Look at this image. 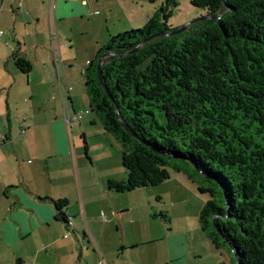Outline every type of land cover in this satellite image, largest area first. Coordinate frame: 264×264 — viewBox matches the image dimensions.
Returning <instances> with one entry per match:
<instances>
[{
	"label": "trees",
	"instance_id": "1",
	"mask_svg": "<svg viewBox=\"0 0 264 264\" xmlns=\"http://www.w3.org/2000/svg\"><path fill=\"white\" fill-rule=\"evenodd\" d=\"M190 3L206 17L164 35L176 30L168 19L178 0H163L84 71L89 109L120 144L126 172L107 187L122 193L162 183L168 168L182 172L208 197L198 224L223 264H264V0ZM10 57L30 72L18 46ZM52 201L67 222V200Z\"/></svg>",
	"mask_w": 264,
	"mask_h": 264
},
{
	"label": "crops",
	"instance_id": "2",
	"mask_svg": "<svg viewBox=\"0 0 264 264\" xmlns=\"http://www.w3.org/2000/svg\"><path fill=\"white\" fill-rule=\"evenodd\" d=\"M13 4L15 16L9 35L13 44L2 41L9 46L7 55L0 49V65L4 68L0 66V92L7 95L8 120L0 139L1 147L11 145L4 155L8 164L0 169V192L5 203L1 241L8 248L22 243V264L27 256L31 264H113L110 260L114 255L156 241L144 229L137 233L131 226L133 220L146 217L148 194L143 192L140 199L134 196L131 203L123 204L120 195L124 193L109 190L107 181L122 180L126 173L108 152L100 154L105 160L99 163L91 140L97 136L99 144L105 142L107 138L102 135L108 133L102 127L92 133L83 112L79 120L67 123L65 119L68 112L71 117L79 112L72 85H79L77 73L84 75L106 38L105 31L91 36L82 53L75 41L76 54L65 47L75 40L70 19L85 12L106 14L116 4L114 0H15ZM65 23H69L68 28ZM16 46L31 64L26 86L6 80L12 73L10 53ZM13 76L16 82L17 74L13 72ZM13 93L23 102L30 98L29 105L11 107ZM80 139L86 159L78 146ZM59 198L67 200V222L58 216L52 201ZM167 254L159 264H183L187 257L179 248Z\"/></svg>",
	"mask_w": 264,
	"mask_h": 264
},
{
	"label": "rangeland",
	"instance_id": "3",
	"mask_svg": "<svg viewBox=\"0 0 264 264\" xmlns=\"http://www.w3.org/2000/svg\"><path fill=\"white\" fill-rule=\"evenodd\" d=\"M14 1L15 0H0V8L2 6V12L0 13V30L6 34L0 38V49H4L3 55L9 53V51H7L9 46L5 45L3 42L10 41L11 44H13L9 35L13 31V18L15 14L12 8L14 7ZM116 1L117 0H114L116 4L114 6L115 8L106 14L103 12L99 15H89L85 12L84 14H77L74 18L70 19V25H72L75 33V40H70V46L68 45L65 49L70 48L71 53L73 51L72 55L76 54L74 50L75 41L78 49L81 50L80 53H82L90 42L91 36L97 35L100 31H105L106 38L101 44L105 46L110 37L114 35L142 28L148 16L150 17L153 15L163 2V0H118L117 3ZM203 16H205L203 10L192 6L190 0H178L177 7L174 9L172 16L168 19V25L175 29H179L190 22L201 20ZM39 24H42V22H39ZM46 26L48 25L45 23V27ZM68 26L69 23L64 24L65 28H68ZM27 29L30 31L29 27H27ZM6 43L8 44V42ZM65 44H68L67 40ZM0 66L4 70L3 65ZM9 68L12 73L6 76V80L9 81V83H14L16 86H26L28 82L27 74L17 69L13 61L9 63ZM13 72L17 74L16 82H14ZM77 74L80 81L79 85H72V87L76 89L75 92L72 91V93L76 95L75 106L78 111L83 112V116L86 118L89 125L88 129H90L92 133H96V130L101 127L103 128V126L97 120L96 114L89 109L85 90V76L79 71ZM33 80L34 79L31 81V85H34L32 84ZM6 96L5 91L0 92V131H4L5 126H8ZM9 100L11 102V107L14 108L26 107L31 101L30 98H28L27 102H23V100H20L19 96L14 93ZM85 109L89 111H86V113L84 112ZM94 120L96 123L92 124L91 122ZM102 137L107 139L100 144L98 143L99 138H97V136L91 139L93 145H96L94 147L96 149L95 152L99 154V163L105 160L100 154L108 152V155H112L111 158L113 161L116 160L118 167H121L125 172L121 163L120 144L112 135L105 134L102 135ZM2 144L3 140L1 138L0 169L7 166L8 161L4 160V155L6 153L5 151L11 148V145L6 148H4L5 146L1 147ZM78 146L81 148L82 156L86 159L83 139H80ZM168 169L169 178L162 183L155 186L126 191L123 192L124 194L120 195L123 198L122 203L126 204L128 202L131 203L134 196L140 199L139 197L143 192H145V195L148 194L145 200L149 201V206L144 208L146 217L144 218L141 216V218L133 220L131 226L137 233L144 229L146 233L148 232L155 237L156 241L145 243L134 251H126L124 255L121 254L118 256L116 254L111 258L110 262L113 264H159L164 255L170 253L173 249L179 248L187 255L186 259L183 260V264L226 263V254H220L213 249L210 241L206 238L198 224L199 212L205 205L208 197L205 194L199 193L196 186L192 184L182 172H176L172 168ZM125 178L126 174L124 176V179ZM150 203L152 205H150ZM4 205V199L0 192V227L2 218L4 217ZM141 208L138 209L140 213H142ZM160 212H165L169 216V222L161 219L158 215ZM20 247H22V243L12 248L6 247L5 242L1 241L0 235V264H22V262H20L22 259ZM25 251L28 255L29 251L27 246ZM167 255L169 257V254ZM28 259H30L28 256L24 258L25 264H31Z\"/></svg>",
	"mask_w": 264,
	"mask_h": 264
},
{
	"label": "water",
	"instance_id": "4",
	"mask_svg": "<svg viewBox=\"0 0 264 264\" xmlns=\"http://www.w3.org/2000/svg\"><path fill=\"white\" fill-rule=\"evenodd\" d=\"M205 17H206V16H205ZM205 17H204V18H205ZM214 18L216 19V18H218V16H215ZM190 23H191V22H190ZM190 23H188L186 26H184V27H182V28H179V29H176V30H174V31H172V32H170V33H165L164 35L176 34V33L182 32V31H184V30L188 27V25H189ZM101 60H102V57L98 59V61H97V65H96L97 73H98V79H99L100 81H101V77H100V66H101ZM101 82H102V81H101ZM121 124H122V126H123L127 131H129L131 134H133L132 131L129 129V127H128L124 122L121 121ZM133 135H134V134H133ZM196 170H197V172H199L202 176L207 177V174L203 173L200 169L196 168Z\"/></svg>",
	"mask_w": 264,
	"mask_h": 264
},
{
	"label": "built area",
	"instance_id": "5",
	"mask_svg": "<svg viewBox=\"0 0 264 264\" xmlns=\"http://www.w3.org/2000/svg\"><path fill=\"white\" fill-rule=\"evenodd\" d=\"M53 1H55V0H50V2L52 3ZM3 35V31L2 30H0V36H2ZM71 89V88H70ZM81 115H82V112L81 111H79V112H76L75 113V115L73 116V117H71L70 115H69V112H68V114H66V121H67V123H71V121H73V120H79L80 118H81ZM103 264V263H102Z\"/></svg>",
	"mask_w": 264,
	"mask_h": 264
}]
</instances>
